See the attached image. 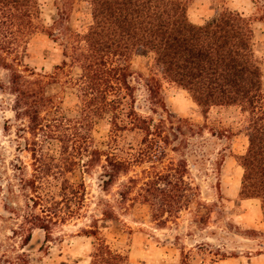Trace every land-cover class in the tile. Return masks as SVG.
<instances>
[{"label":"trees","instance_id":"obj_1","mask_svg":"<svg viewBox=\"0 0 264 264\" xmlns=\"http://www.w3.org/2000/svg\"><path fill=\"white\" fill-rule=\"evenodd\" d=\"M80 1L90 10L87 27L71 30L66 14L60 13L54 32L41 24L40 0H0V68L9 72L12 109L32 159L33 173L25 181L32 192L29 197H51L44 191L50 176L61 180L58 196L66 198L68 207L75 202L81 206L76 198L84 196V185L71 181L76 169L87 172L98 166V186L107 191L133 167L160 165L158 170L142 168L128 176L118 191V202L127 210L135 204L155 208L150 217L159 226L176 220L196 194L185 178L187 159L174 160L168 151L182 152L203 141L190 139L199 131L167 109L157 74L186 90L203 117L211 106H236L245 114L248 145L237 157L243 169L239 195L264 203V89L251 20L223 8L204 23H194L184 0ZM40 30L62 48V60L54 69L79 70L72 81L76 117H67L59 101L47 93L55 75L24 63L29 40ZM136 54H150L155 73L138 76L143 104L138 102L131 69ZM146 110L158 117L141 113ZM98 120H106L109 127L103 148L94 144ZM75 212L70 210L69 215ZM101 213L106 219L114 216L110 205ZM48 217L31 214L25 220L31 218V224L47 231L48 220L52 222ZM84 232L95 237L89 264H130L125 255L96 237V229ZM177 264L189 262L184 257Z\"/></svg>","mask_w":264,"mask_h":264},{"label":"rangeland","instance_id":"obj_2","mask_svg":"<svg viewBox=\"0 0 264 264\" xmlns=\"http://www.w3.org/2000/svg\"><path fill=\"white\" fill-rule=\"evenodd\" d=\"M184 1L187 15L194 23H204L223 8L236 10L251 20L264 89V0ZM40 3L44 29L53 28L57 32L53 23L60 13L66 14V25L73 31H83L91 20L86 2L40 0ZM61 52L58 42L40 30L29 40L24 63L55 75V82L47 85V93L59 101L67 117H76L78 102L72 81L79 70L76 67L55 70L54 65L62 60ZM152 64L150 54L131 58L133 83L141 104V86L136 82L139 74H155ZM8 75V71L0 68V264H89L95 237L87 236L84 232L87 229H96V237L125 255L130 264H177L184 257L189 264H264V203L257 197L239 195L243 169L237 157L245 152L248 140L243 129L246 116L238 107L211 106L203 117L186 90L155 74L167 109L188 119L199 131L198 136H188L190 139L203 141L182 152L168 151V157L174 160L187 159L189 170L185 178L196 195L188 207L178 212L176 220L159 226L150 217L155 208L135 204L124 209L118 202V191L128 176L139 174L142 168L158 170L160 165L133 167L107 191L98 186V166L87 172L76 169L71 181L84 185V196L76 198L81 206L74 205L75 202L68 207L66 198L58 196L61 180L50 176L44 191H50L52 196L29 197L32 192L25 181L33 173L32 159L22 138L26 134L18 131L21 121L15 118L12 109L14 96L8 88ZM141 113L150 114L148 110ZM108 129L106 120L97 121L93 132L97 147H104ZM130 137L129 134L125 142ZM51 147L54 149V142ZM30 198L41 204L33 205ZM107 205L113 208L111 219L101 213ZM43 206H48L49 211ZM70 210H76L75 214L70 216ZM31 214L52 216V222H47L49 229L35 227L29 221L31 218L25 220ZM57 215L66 219H57Z\"/></svg>","mask_w":264,"mask_h":264}]
</instances>
